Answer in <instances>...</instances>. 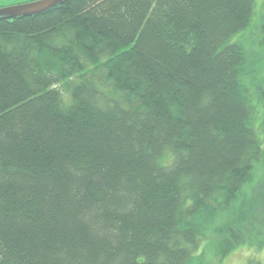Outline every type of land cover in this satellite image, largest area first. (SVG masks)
Wrapping results in <instances>:
<instances>
[{
  "label": "trees",
  "instance_id": "trees-1",
  "mask_svg": "<svg viewBox=\"0 0 264 264\" xmlns=\"http://www.w3.org/2000/svg\"><path fill=\"white\" fill-rule=\"evenodd\" d=\"M253 8L65 0L0 18V264L194 262L264 166L256 69L231 41ZM255 191L264 216V178Z\"/></svg>",
  "mask_w": 264,
  "mask_h": 264
},
{
  "label": "rangeland",
  "instance_id": "rangeland-1",
  "mask_svg": "<svg viewBox=\"0 0 264 264\" xmlns=\"http://www.w3.org/2000/svg\"><path fill=\"white\" fill-rule=\"evenodd\" d=\"M33 1L36 0H0V9ZM263 25L264 0H254L253 17L249 26L231 39L242 46L250 66L256 69L255 81L248 86L255 110L254 127L260 141L264 139L261 131L264 120V47L260 44ZM263 178L264 166L257 163L253 177L242 188L230 212L214 216L193 253L192 264H248L249 260L264 264V245H256L257 240L264 241V216L263 212L253 213V210L262 207L255 188ZM233 232L246 238L241 243L234 244L229 240Z\"/></svg>",
  "mask_w": 264,
  "mask_h": 264
},
{
  "label": "water",
  "instance_id": "water-1",
  "mask_svg": "<svg viewBox=\"0 0 264 264\" xmlns=\"http://www.w3.org/2000/svg\"><path fill=\"white\" fill-rule=\"evenodd\" d=\"M65 0H36L29 3L0 9V18L14 19L42 14L60 5Z\"/></svg>",
  "mask_w": 264,
  "mask_h": 264
}]
</instances>
